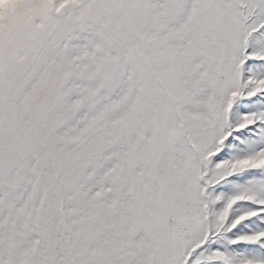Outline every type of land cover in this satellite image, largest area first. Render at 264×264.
Listing matches in <instances>:
<instances>
[{
	"label": "snow or ice",
	"instance_id": "1",
	"mask_svg": "<svg viewBox=\"0 0 264 264\" xmlns=\"http://www.w3.org/2000/svg\"><path fill=\"white\" fill-rule=\"evenodd\" d=\"M0 264H264V0H0Z\"/></svg>",
	"mask_w": 264,
	"mask_h": 264
}]
</instances>
